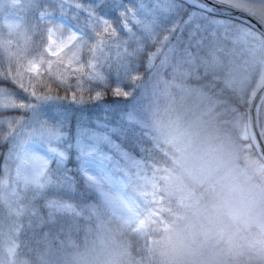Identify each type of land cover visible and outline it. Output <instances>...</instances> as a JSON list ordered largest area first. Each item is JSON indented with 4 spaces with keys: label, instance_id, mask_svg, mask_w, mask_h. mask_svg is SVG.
Returning <instances> with one entry per match:
<instances>
[{
    "label": "snow or ice",
    "instance_id": "obj_1",
    "mask_svg": "<svg viewBox=\"0 0 264 264\" xmlns=\"http://www.w3.org/2000/svg\"><path fill=\"white\" fill-rule=\"evenodd\" d=\"M221 9L264 0H9L0 11V264L38 235L115 208L131 180L129 109L144 73ZM227 14V13H225ZM120 111L122 126L98 114Z\"/></svg>",
    "mask_w": 264,
    "mask_h": 264
},
{
    "label": "rangeland",
    "instance_id": "obj_2",
    "mask_svg": "<svg viewBox=\"0 0 264 264\" xmlns=\"http://www.w3.org/2000/svg\"><path fill=\"white\" fill-rule=\"evenodd\" d=\"M233 2L246 9L259 3V0ZM8 7L9 0H0V11H7ZM261 12L264 13V9ZM190 34L194 35L195 50L203 55L205 68L217 64L224 72L225 84L236 91L242 104L248 107L264 79V35L246 22L219 15L195 34ZM183 43L173 54L163 61H157L153 68L144 73L129 109V123L147 130L154 146L169 142L175 145L178 150L176 153L184 156L185 152L190 154L193 147L192 144L190 149L187 147L189 130L178 135V130L175 129L172 136L169 129L173 128V123L164 118L165 114L160 113L166 105L169 108L183 103L184 94L188 92L184 80L190 74L195 59H184V55L180 54V51H185L183 46L187 44ZM171 75L174 76V82L169 79ZM180 77L184 82L180 83ZM176 110L173 109L172 117L178 114ZM113 113L115 112L107 116ZM98 115L111 128L107 124V116L102 113ZM122 116L126 119L124 113ZM259 119L264 136V100L260 106ZM246 120V116L242 114L234 119V127L231 124L230 136L234 134L245 142L242 151L251 150L253 142ZM208 133V137L215 135L214 126ZM215 136L218 138L220 135ZM228 139H223L218 148L206 146V140L201 146L205 147L202 155H186L185 161L188 164L182 165L178 174L170 171L160 173V169L153 173V192L160 191L161 188L164 193L173 191L182 201L184 198L190 199L191 204L200 202V195L192 197L191 194L194 186H201L200 180L209 176L211 171L206 167H209L211 161H214L213 169L227 183L223 185L227 188L218 197L196 206L197 210L192 212L193 216L190 215L194 222H189L182 235L176 236L178 246L183 245L181 250H176L179 264H243L236 260L229 261L226 255L214 252L213 239L223 238L231 246H235L236 238L243 235V231L252 229V226L260 229V233L264 232V162L261 164L259 159L248 160L246 171L238 168L237 162L235 163L238 151L230 141L226 143ZM114 140L122 146L118 138L114 137ZM209 141L212 143L213 139L210 138ZM128 154L131 180L124 198L115 208H101L97 213L63 231L49 232V244L42 248L46 255L39 264H133L127 247L118 243L117 237L137 235L151 242L150 248H160L162 241L169 239L167 230L163 233L157 201L150 198V191L147 195L144 186L151 182V178L147 177L146 164L129 152ZM244 156H247L246 152ZM80 237L82 242H78ZM151 238L154 239L150 240ZM157 256L160 258L159 264H162L160 251ZM28 260L30 264H34V261Z\"/></svg>",
    "mask_w": 264,
    "mask_h": 264
},
{
    "label": "trees",
    "instance_id": "obj_3",
    "mask_svg": "<svg viewBox=\"0 0 264 264\" xmlns=\"http://www.w3.org/2000/svg\"><path fill=\"white\" fill-rule=\"evenodd\" d=\"M221 32L222 30H220ZM193 37L194 35L191 36L190 32H186L181 41V43L187 44L183 46L185 51H180V54L184 55V59H195L190 74L184 80L186 82L180 77V83L184 82V86H187L186 89L188 90L184 94V102L176 106L172 105L169 108H166L168 106L166 105L160 111V113L165 114L164 118L173 123V125L171 124L173 128L169 129V134L172 136L175 134V129L178 130V135L183 134L185 130H189L190 139L187 147L190 149V144L193 145L190 154L185 152L183 156V154L176 153L178 150H176L175 145L169 142L166 145L154 146L152 137L147 130L130 123L132 133H130L129 139L118 138L123 150L129 152L136 159H141L146 164L147 177L151 178V182L148 185L145 183L144 186H146L147 195L148 191H150V198L157 201L156 206L160 210L163 233L167 230L170 235L168 239L170 243L166 251L174 264H179L176 250L183 248V245L178 246L176 236L178 234L182 235L189 222H194L190 215L193 216L192 212L197 210L196 206L199 203L205 204L206 201L218 197L219 194H222V190L227 188L223 186L227 183L224 182L223 177L218 175L217 171H215L216 169H213L214 161H211L209 167H206L211 171L209 176H204L203 180H200L201 186H194L193 195L191 194L192 197L200 195V202L196 201L191 204L190 199L184 198V201H182L176 197L173 191L164 193L161 188L160 191L153 192L155 180L153 179V173L156 169H160V173L170 171L178 174L183 168L182 165L188 164L185 161L187 159L185 158L186 155H191L192 157L202 155L205 147L201 146L204 145L206 140V146L218 148L223 139L227 138L229 139L226 143L230 141L229 143L238 151V159L235 161L238 168L246 171V162L248 160L259 159L261 164L263 162L254 147L251 150L242 151L241 148L245 142L236 138L234 134L230 136L232 132L231 124L234 127V119H237L242 114L247 117V106L242 104L237 92L225 84L224 72L217 64L205 68L206 66L202 61L203 55L195 50ZM177 77L178 75H176ZM169 79L172 82L175 80L173 75L169 76ZM175 108L178 110V114L176 113V116L172 117V111ZM113 114L106 117L107 124L111 127L122 126L125 120L122 112L117 111ZM213 126L215 135H220L218 138L215 135L208 137V131H212ZM210 138L213 139L212 143L209 141ZM176 145L178 146V144ZM244 152H246L247 156H244ZM229 179H231V175ZM252 227H250L252 229L243 231L244 234L236 238L237 244L235 246H231L223 238H214V252H219L221 256L226 255L229 261L236 260L243 264H264V253L260 252L264 251V232L260 233V229L255 226ZM49 238L47 235L44 237L38 235L31 243V250H24L25 255L28 259L34 261V264H39L45 257L46 254L42 248L48 246ZM117 239L118 243H123L127 247L133 264H159L160 258L157 255L159 251L161 252V246L160 248L154 246L150 248L151 242H147L146 239L139 238L137 235H122L120 238L117 237ZM152 239L154 238L150 240ZM78 242H82L81 237Z\"/></svg>",
    "mask_w": 264,
    "mask_h": 264
},
{
    "label": "water",
    "instance_id": "obj_4",
    "mask_svg": "<svg viewBox=\"0 0 264 264\" xmlns=\"http://www.w3.org/2000/svg\"><path fill=\"white\" fill-rule=\"evenodd\" d=\"M217 15L246 22L251 26H253L254 28H256L260 33L264 35V24H261L256 18L244 14L243 11L239 13H234L226 9H221V11ZM263 99H264V81L261 84L259 90L256 92L248 109V125L251 132V137L256 149L258 150L260 156L264 160V138L262 136L259 126V110Z\"/></svg>",
    "mask_w": 264,
    "mask_h": 264
},
{
    "label": "clouds",
    "instance_id": "obj_5",
    "mask_svg": "<svg viewBox=\"0 0 264 264\" xmlns=\"http://www.w3.org/2000/svg\"><path fill=\"white\" fill-rule=\"evenodd\" d=\"M169 240L165 239L164 241H162L161 244V258H162V264H172V260L171 258L168 256L167 254V247L169 246Z\"/></svg>",
    "mask_w": 264,
    "mask_h": 264
},
{
    "label": "bare ground",
    "instance_id": "obj_6",
    "mask_svg": "<svg viewBox=\"0 0 264 264\" xmlns=\"http://www.w3.org/2000/svg\"><path fill=\"white\" fill-rule=\"evenodd\" d=\"M263 80V79H262Z\"/></svg>",
    "mask_w": 264,
    "mask_h": 264
}]
</instances>
